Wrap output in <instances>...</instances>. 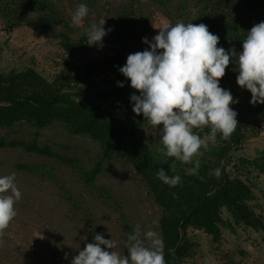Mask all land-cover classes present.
I'll return each mask as SVG.
<instances>
[{
	"label": "trees",
	"instance_id": "16d2710c",
	"mask_svg": "<svg viewBox=\"0 0 264 264\" xmlns=\"http://www.w3.org/2000/svg\"><path fill=\"white\" fill-rule=\"evenodd\" d=\"M171 24L204 23L211 33L219 36L218 46L226 50L233 46L242 50V39L254 24L264 21V0H150ZM30 13L40 14V20L28 18ZM0 18L10 31L25 23L36 26L58 39L67 54L87 50L86 33L73 40L72 29L55 31L52 24L67 26L50 0H0ZM46 23V24H45ZM144 18L133 6L122 10L112 23L103 27L108 32L103 42L116 46L113 54L101 63L87 60L82 64L63 66L52 79H47L34 66L22 70L0 71V127L11 128L20 121L42 128L53 121L65 125L69 132L85 135L96 141L100 155L89 170H84L85 183L93 181L108 158H119L132 167L148 187L154 203L160 210L158 228L163 241L166 264H185L184 259L195 253L197 243L188 231L200 230L210 240L216 255L225 258L228 264H235L233 253L221 248L227 236L238 237L239 233L260 234L264 246V188L253 181L264 173V148L256 155L242 154V143L257 136L264 127V104L250 103L251 94H245L241 101L230 107L238 115V125L228 139L217 134L216 143H209L199 157L197 175H186L185 170L194 164H184L167 157L159 151L163 147L161 133L151 141L141 135L147 125L143 114H136L134 120L125 122L103 107L102 102L110 100L122 109L132 108L130 97L140 93L130 86L119 67L126 63L127 55L145 49H136L128 42L140 35ZM2 42L0 40V52ZM105 71L114 77L115 85L108 89L96 87L93 82L79 91L91 79ZM238 75L235 58H232L226 74L220 79V86L229 90L228 83ZM117 81L123 82L119 87ZM78 89V90H77ZM234 99L236 94L230 91ZM209 133L210 128H205ZM22 146L29 152L51 154L47 146L35 141L15 139L6 142L0 139V148ZM167 160V162H161ZM22 167V166H19ZM163 168L167 175H179L181 183L175 187L163 183L156 173ZM175 169L173 172L171 169ZM221 169L217 179L210 171ZM125 240L131 225L123 223ZM243 254V249H238Z\"/></svg>",
	"mask_w": 264,
	"mask_h": 264
},
{
	"label": "rangeland",
	"instance_id": "374dc122",
	"mask_svg": "<svg viewBox=\"0 0 264 264\" xmlns=\"http://www.w3.org/2000/svg\"><path fill=\"white\" fill-rule=\"evenodd\" d=\"M50 1L67 26L47 24L55 31L68 30L67 27L72 29L69 35L73 40L85 34L92 23H112L122 10L130 6L136 7L144 18V23L138 26L140 35L128 42L133 48L148 47L142 38L147 37L151 41L159 32L157 27L170 23L150 0ZM81 3L88 6L89 13L81 26H73L71 16ZM28 18L41 21L38 13H30ZM4 26L7 24L0 18V71L5 72L34 66L50 80L66 65H80L87 60L102 64L116 48L109 42H103L102 45H88L87 50L67 54L57 38L36 26L22 23L10 31L4 30ZM91 82L102 89L115 85L114 77L103 71L86 85H81L79 91H84ZM227 86L236 94V101H241L245 94H251L240 87L236 79ZM102 105L127 123L136 117L133 106L122 109L110 100L102 102ZM194 131L202 138L208 134L205 128ZM140 133L153 141L161 131L147 122ZM0 139L6 142L15 139L35 141L52 152L38 154L22 146L0 148V176L14 173L15 183L22 193V198L15 204L17 216L5 230L0 244V264H71L72 258L86 243L94 242L96 233L105 239H113L116 243L114 250L127 254L124 222L131 225L129 234L139 224L141 233L153 230L160 236L158 223L153 224L154 220L158 221L160 210L148 187L126 162L115 157L106 159L93 181L85 183L83 171L91 169L100 155L98 143L88 136L72 134L59 121L42 128L20 121L11 128L0 127ZM263 148L264 127L257 136L242 143L241 151L250 156ZM253 181L264 188V173L253 177ZM259 203L264 206V199ZM188 234L197 246L195 253L184 259L185 264H228L225 258L216 255L218 251L214 252L204 232L189 230ZM102 247L111 251L106 246ZM221 248L234 254L230 258L235 264H264V246L258 233L240 232L238 237L227 236ZM238 249H243L244 253L239 254Z\"/></svg>",
	"mask_w": 264,
	"mask_h": 264
},
{
	"label": "clouds",
	"instance_id": "9594fccd",
	"mask_svg": "<svg viewBox=\"0 0 264 264\" xmlns=\"http://www.w3.org/2000/svg\"><path fill=\"white\" fill-rule=\"evenodd\" d=\"M88 13V6L79 4L71 16L72 25L81 26ZM104 23H92L85 30L89 46L103 44V37L112 30H106ZM157 28L159 32L151 41L142 38L150 50L128 54L126 63L118 70L140 93L130 97L133 112L142 113L153 128L160 129L161 154L184 164H194L185 173L197 175L198 158L203 156L201 149L208 150L209 142L215 144L218 133L228 139L238 125V113L230 107L237 101L230 90L220 86L232 58L238 70L237 84L251 92L250 103L264 104V21L247 31L239 52L234 46L229 50L218 46L219 36L211 33L204 23H163ZM117 85L124 86L121 81ZM206 127L210 132L203 138L194 131ZM171 170L175 172L174 168ZM209 174L217 179L222 175L220 168ZM156 175L170 187L181 183L178 174L170 177L163 168ZM21 198L15 174L0 176V244L5 230L17 216L15 204ZM93 240L79 250L71 264H166L159 234L153 230L141 233L139 224L127 237L124 245L127 254L115 251V241L105 239L100 233Z\"/></svg>",
	"mask_w": 264,
	"mask_h": 264
}]
</instances>
